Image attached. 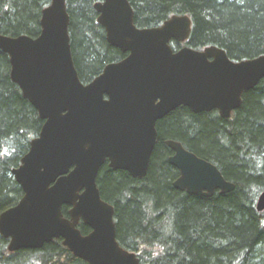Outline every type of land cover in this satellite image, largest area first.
<instances>
[{"label":"water","instance_id":"95a60500","mask_svg":"<svg viewBox=\"0 0 264 264\" xmlns=\"http://www.w3.org/2000/svg\"><path fill=\"white\" fill-rule=\"evenodd\" d=\"M107 44L127 56L106 65L83 84L72 60L66 0L42 10L36 38L0 35L10 78L43 125L11 175L23 196L0 213V237L10 253L39 250L60 240L86 264H141L116 241L113 207L101 199L96 179L107 165L138 180L145 178L155 147L156 123L178 108L192 114L217 111L228 120L242 95L264 79V55L231 61L225 51H201L185 43L187 16L173 15L155 28L139 29L128 0L93 5ZM168 164L179 177L172 187L189 196L211 198L234 190L211 163L167 141ZM68 207L67 217L62 208ZM264 211V192L255 204ZM90 232L82 235L78 225Z\"/></svg>","mask_w":264,"mask_h":264},{"label":"trees","instance_id":"16d2710c","mask_svg":"<svg viewBox=\"0 0 264 264\" xmlns=\"http://www.w3.org/2000/svg\"><path fill=\"white\" fill-rule=\"evenodd\" d=\"M103 0H66L74 67L83 84L110 63L125 58L106 43L93 5ZM139 29L155 28L173 15L187 16L191 33L185 46L217 47L233 62L264 55V0H128ZM51 0H0V35L36 38L42 10ZM43 125L10 78L0 51V213L22 198L11 172L20 165ZM157 140L142 180L104 165L96 184L114 209L116 241L141 264H264V211H256L264 192V79L242 95L241 107L223 120L215 112L192 114L178 108L156 125ZM165 141L213 164L234 185L211 198L189 196L172 187L178 172L167 160ZM68 207L62 208L67 217ZM82 235L89 229L78 225ZM0 237V264H86L54 240L39 250L10 253Z\"/></svg>","mask_w":264,"mask_h":264},{"label":"flooded vegetation","instance_id":"af4514ba","mask_svg":"<svg viewBox=\"0 0 264 264\" xmlns=\"http://www.w3.org/2000/svg\"><path fill=\"white\" fill-rule=\"evenodd\" d=\"M106 43H107V42H106ZM172 43H175V42H171L170 45H171ZM177 44H178V43H177ZM182 44H184V43H182ZM180 45H181V44H180ZM182 47H185V46H182ZM182 47H180V48H182ZM112 48H113V47H112ZM180 48H179V49H180ZM179 49H178V50H179ZM172 50H173V49H172ZM173 51H174V50H173ZM176 51H177V50H176ZM174 52H175V51H174ZM122 54H123V53H122ZM124 55H125V57L127 56L126 54H124ZM116 63H117V62H116ZM174 111H175V110H174ZM213 112H215V113L218 115V112H217V111H213ZM235 112H236V111H235ZM235 112H233V113L231 114V116H232ZM231 116H230V117H231ZM218 117H219V115H218ZM219 118H220V117H219ZM163 119H164V118H163ZM163 119H162V120H163ZM229 119H230V118H229ZM229 119H228V120H229ZM160 121H161V120H160ZM158 122H159V121H158ZM158 122H157V123H158ZM157 123H156V125H157ZM156 132H157V131H156ZM156 140H157V139H156ZM166 142H167V141H165V143H164L165 146H166ZM174 142H175V141H174ZM177 143H179V142H177ZM166 147H167V146H166ZM167 148H168V147H167ZM183 148H184V147H183ZM184 149H185V148H184ZM168 150L170 151V155H169V157H171V156L173 155V151H171L169 148H168ZM187 151H188V150H187ZM169 157H168V159H169ZM167 162H168V160H167ZM172 168H173V167H172ZM175 170H176V169H175ZM176 171H177V170H176ZM177 172H178V171H177ZM178 177H179V173H178ZM178 177H177V178H178ZM177 178H176V179H177ZM176 179H175V180H176ZM175 180H174V181H175ZM89 232H90V230H89ZM86 235H87V234H86Z\"/></svg>","mask_w":264,"mask_h":264},{"label":"bare ground","instance_id":"6f19581e","mask_svg":"<svg viewBox=\"0 0 264 264\" xmlns=\"http://www.w3.org/2000/svg\"><path fill=\"white\" fill-rule=\"evenodd\" d=\"M163 118H165V117H163Z\"/></svg>","mask_w":264,"mask_h":264}]
</instances>
